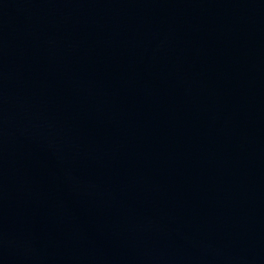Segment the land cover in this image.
<instances>
[{"label": "water", "instance_id": "95a60500", "mask_svg": "<svg viewBox=\"0 0 264 264\" xmlns=\"http://www.w3.org/2000/svg\"><path fill=\"white\" fill-rule=\"evenodd\" d=\"M0 264H264V0H0Z\"/></svg>", "mask_w": 264, "mask_h": 264}]
</instances>
